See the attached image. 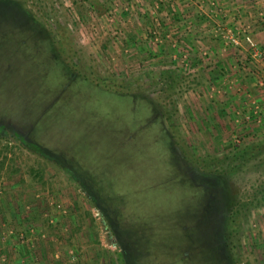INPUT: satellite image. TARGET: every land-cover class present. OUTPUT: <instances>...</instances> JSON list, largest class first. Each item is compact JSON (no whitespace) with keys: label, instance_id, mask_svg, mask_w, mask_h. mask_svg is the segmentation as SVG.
I'll return each mask as SVG.
<instances>
[{"label":"rangeland","instance_id":"rangeland-1","mask_svg":"<svg viewBox=\"0 0 264 264\" xmlns=\"http://www.w3.org/2000/svg\"><path fill=\"white\" fill-rule=\"evenodd\" d=\"M180 194L264 264V0H0V264L175 260Z\"/></svg>","mask_w":264,"mask_h":264},{"label":"trees","instance_id":"trees-1","mask_svg":"<svg viewBox=\"0 0 264 264\" xmlns=\"http://www.w3.org/2000/svg\"><path fill=\"white\" fill-rule=\"evenodd\" d=\"M11 34L9 35L10 37V41H12L14 39V32L13 30H11ZM4 41H8L7 39L4 40ZM9 41V42H10ZM8 47H11L9 46L8 44ZM74 82H72L71 84V87L73 88L74 87ZM58 89V88H57ZM118 95V94H116ZM25 115V114H24ZM31 115L29 113L26 114V117H30ZM34 131V129L32 130ZM35 135V134H34ZM36 136V135H35ZM37 137V136H36ZM20 139L25 142V144H27L28 146H32V147H35L34 143L32 142H28L26 140L25 137H20ZM76 158V162H81V163H84V160L76 157V156H73V159ZM75 162V163H76ZM85 166L91 171V176H95V178L97 179V171H96V167L94 166H88L87 164H85ZM179 175V174H178ZM177 175V180H178V184H179V181H181V178ZM176 178V177H175ZM98 182L102 185H104L106 187V183H102L101 180H98ZM181 185V193H191L189 190L190 189H187V181H183ZM197 194V196H200L201 194L200 193H195ZM191 195V194H190ZM190 195H185V194H180V196L175 199V202L173 204H175V207L174 208H179V212H178V215H177V221L175 222V225H174V229L176 231V234L182 239L178 245H182L184 244V247L186 248V251H188V254H186L185 252L182 251V253L179 252V247L177 250L178 254L174 260V257L173 258H169L168 260H165V259H161V261H157L155 259V257H152V255L154 253H157V249H158V245L156 243V241L152 240V237H154V231L151 230V228L147 225V224H143V223H139L138 225L139 226H142V228L138 231V238H142L143 239V243H144V247H146V250H145V253H144V256L140 259H144V263L145 264H152L153 262L157 263V264H189L190 262V256L191 255H195V257L193 258V260L191 261L192 264H204L202 262V259L203 258V254L205 256V258H207L208 254H205L203 253V251L201 249H204L206 250L205 246L202 245V248H200V246L198 245V238H199V230L197 231V229H201V225L204 223H206L207 219L209 218L207 215V213L209 212H205L203 214L200 215V217L198 218L197 216L196 219L194 217V212L200 210V208L202 207H207L206 205H201L199 200L195 197V198H189ZM188 197V198H187ZM208 209V207H207ZM204 210H206V208H204ZM200 212V211H199ZM194 222V223H192ZM186 227V228H184ZM183 228H184V231H183ZM189 234V236H188ZM182 236H186L187 239H189V241H186ZM196 246H198V249L195 251L193 250ZM188 249V250H187ZM190 251V252H189ZM192 252V253H191ZM160 253V252H159ZM164 253V252H163ZM176 252H174V255H175ZM190 254V256H189ZM148 255V258H149V261L146 260V256ZM204 260V259H203ZM207 261V260H205ZM211 264V263H210Z\"/></svg>","mask_w":264,"mask_h":264},{"label":"crops","instance_id":"crops-1","mask_svg":"<svg viewBox=\"0 0 264 264\" xmlns=\"http://www.w3.org/2000/svg\"><path fill=\"white\" fill-rule=\"evenodd\" d=\"M19 261V258L18 257H16V262H18Z\"/></svg>","mask_w":264,"mask_h":264},{"label":"flooded vegetation","instance_id":"flooded-vegetation-1","mask_svg":"<svg viewBox=\"0 0 264 264\" xmlns=\"http://www.w3.org/2000/svg\"><path fill=\"white\" fill-rule=\"evenodd\" d=\"M35 55H37V54H35Z\"/></svg>","mask_w":264,"mask_h":264}]
</instances>
